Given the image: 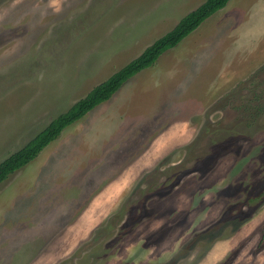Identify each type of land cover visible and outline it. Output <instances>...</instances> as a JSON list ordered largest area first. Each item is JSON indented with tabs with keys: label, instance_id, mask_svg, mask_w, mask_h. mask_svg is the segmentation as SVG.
<instances>
[{
	"label": "rangeland",
	"instance_id": "rangeland-1",
	"mask_svg": "<svg viewBox=\"0 0 264 264\" xmlns=\"http://www.w3.org/2000/svg\"><path fill=\"white\" fill-rule=\"evenodd\" d=\"M203 2L0 0V162ZM202 25L192 42L214 71L190 112L126 122L128 84L145 78L131 77L0 183V264H264V0ZM168 126L176 145L154 151Z\"/></svg>",
	"mask_w": 264,
	"mask_h": 264
},
{
	"label": "crops",
	"instance_id": "crops-1",
	"mask_svg": "<svg viewBox=\"0 0 264 264\" xmlns=\"http://www.w3.org/2000/svg\"><path fill=\"white\" fill-rule=\"evenodd\" d=\"M160 7L161 6L156 5L155 10H159ZM162 7L165 8L164 6H162ZM168 8H170V7H168ZM167 12L168 11L165 10L164 14H167ZM127 14H128V12L126 10V11H124V13L122 15H125V17H126ZM186 15H184V16H186ZM121 17H124V16H121ZM180 20H178V22ZM178 22L175 24L173 23V24L176 26L178 24ZM202 24L196 30H194L191 34H189L187 37H185L177 46L170 48V49L166 50L164 53H162L155 64H153L152 66H150V67H148V68H146V69H144V70H142V71H140L134 75V76L140 75V76L145 77L143 82H141L140 79H137L136 82L133 83L132 85L127 83L129 85V89H128L125 97L123 98V104H122L123 106H125L126 114L129 115L128 117H125L126 122L134 121L135 119L140 120V121H137V123H136L138 125V127H140V125L142 123L146 122L147 120L149 121V120L154 119L156 121H170V120L173 121L176 116H179L178 112L180 111L181 108L187 107V112H190L193 109V108H190L191 101H188L187 103H185L184 98L186 96H189L190 98H191V96L199 98L198 97L199 93L197 90L201 89L203 87V85L206 84V82H205V81H207L206 75H208L210 73L211 68H212L211 66L209 67V65L206 66L208 64V62H207L208 51H207V48H205L206 47L205 44L202 47L200 45L201 42H197V43L192 42V39H194V37H195L196 31L201 26H203ZM152 31H153V29L147 30L145 32V35H147V37H148V33L150 35ZM161 34L162 33H160V36H161ZM181 44H184L185 46H187L190 49L189 51H187L185 49L186 51H185V55H184L185 57L184 58H186L187 62H185V64H182V62L184 61V58L178 59L174 62H172L173 59H170V58L167 60L165 57V54H167V52H169L171 50L176 49L177 47L179 48V46ZM213 48L216 50L219 47H217L216 43H214L212 49ZM143 49L144 48L139 50L140 53H142L146 49V46H145V49L144 50ZM212 55L214 56L213 53L211 54V56ZM175 63H176V65H175ZM200 64H202L201 68H199ZM186 68H187V70H185ZM177 69L179 70L178 74H180V72L183 73V79L180 82L182 84H180V86H182L185 90H188L187 91L188 94L182 93L183 91L181 90L179 92V95H176L175 83H176ZM212 70L214 71L213 68H212ZM203 75H205V76L203 77ZM202 78H203V82H205L203 84H202ZM196 87H198L196 89V91L195 92L192 91L193 94H195V95H190L191 89L196 88ZM123 88H125V87H123ZM123 88L121 87L117 91V93L121 92ZM177 96L182 97L181 98L182 100L177 102L179 105L176 104ZM107 102H108V100H107ZM103 103L104 102H102L98 106L102 105ZM105 103H106V101H105ZM98 106H96V107H98ZM177 108L179 110H177ZM183 115H184V113H183ZM179 117H182V116H179ZM150 122H154V121H150ZM129 126H131V124H126V127H129ZM120 131H122V130H120ZM175 134H176V128L172 127V126H171V128H170V126H168V128L165 131L163 130V132L156 134L155 138L159 137V143L158 144L161 147L155 146L154 151L159 150L160 152H162V151L165 152L169 149V147L175 146L176 142L172 143L169 141V138H168V136H172V135L174 136ZM146 135L148 137H150L151 133L146 134ZM154 135L155 134H153L151 137H154ZM121 137H125L124 131H123V135ZM122 141H125L124 138ZM150 141H152V138ZM125 147H126V145H122V143L120 142V145L118 147H114L108 152V154H109L108 159H107V156L105 154V160L103 163L104 167L103 166L102 167L104 169H107V166H109V168H114L116 165V164H113L114 163V161H113L114 157L120 158V156L118 154H120L122 156V153L128 152V151H126ZM132 150L133 149H131V151ZM137 150H139V148ZM112 153H115V154L112 155ZM137 159L138 158H136V160ZM111 162H112V164H111ZM121 163L122 162L120 161L119 164L117 165V167H119V169L122 167ZM109 164H111V165H109ZM140 164L141 163H139L138 165H140ZM125 166H126V164H125ZM111 171L107 170L108 175L115 173V170L112 172ZM115 174H117V173H115ZM117 177H118L117 175L112 176L109 181H112V179H116ZM121 184H122V182H121Z\"/></svg>",
	"mask_w": 264,
	"mask_h": 264
},
{
	"label": "trees",
	"instance_id": "trees-1",
	"mask_svg": "<svg viewBox=\"0 0 264 264\" xmlns=\"http://www.w3.org/2000/svg\"><path fill=\"white\" fill-rule=\"evenodd\" d=\"M229 1L205 0L195 10L183 17L171 31L147 47L140 56L114 73L105 82L93 88L86 97L75 103L68 112L55 118L23 148L0 162V183L37 157L46 146L61 135V132L67 126L84 117L97 105L110 99L135 74L155 64L162 53L177 46L215 11L226 7Z\"/></svg>",
	"mask_w": 264,
	"mask_h": 264
}]
</instances>
